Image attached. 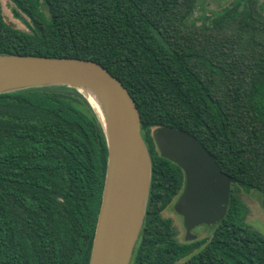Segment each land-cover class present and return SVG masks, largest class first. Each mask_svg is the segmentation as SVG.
<instances>
[{
	"label": "trees",
	"instance_id": "1",
	"mask_svg": "<svg viewBox=\"0 0 264 264\" xmlns=\"http://www.w3.org/2000/svg\"><path fill=\"white\" fill-rule=\"evenodd\" d=\"M31 31L6 21L0 53L101 63L128 88L152 155L144 224L130 264H264V234L246 222L240 189L264 196V11L237 0L203 24L198 0H11ZM154 26L170 45L167 48ZM185 130L233 178L210 237L180 241L163 211L185 172L155 131ZM108 145L82 93L48 86L0 93V264H89Z\"/></svg>",
	"mask_w": 264,
	"mask_h": 264
},
{
	"label": "water",
	"instance_id": "2",
	"mask_svg": "<svg viewBox=\"0 0 264 264\" xmlns=\"http://www.w3.org/2000/svg\"><path fill=\"white\" fill-rule=\"evenodd\" d=\"M152 28L170 49L162 34ZM48 86H67L82 93L107 140V169L89 264H130L152 184V155L142 134L136 101L125 84L97 61L0 53V93ZM154 140L161 156L185 172V187L175 210L183 216L186 239L194 240L196 226L214 227L224 218L233 178L185 130L163 126L155 131Z\"/></svg>",
	"mask_w": 264,
	"mask_h": 264
},
{
	"label": "rangeland",
	"instance_id": "3",
	"mask_svg": "<svg viewBox=\"0 0 264 264\" xmlns=\"http://www.w3.org/2000/svg\"><path fill=\"white\" fill-rule=\"evenodd\" d=\"M41 1V7H46V3L43 0ZM235 1L237 0H198L194 12L189 17V22H193L198 25L207 23L216 12H219L224 7L231 5V3ZM257 1L261 9L264 11V0ZM1 4L3 7L4 17L7 22L22 30L31 31L32 23L30 18L19 10L11 0H1ZM239 194L246 204V222L264 234L263 194L256 189L246 191L242 188L240 189ZM173 204L174 203L163 211V215L165 217H170L173 220V223L178 231L179 240L186 241V229L184 226L183 216L175 210ZM192 232L197 235V238L210 237L213 232V228L202 223L196 226Z\"/></svg>",
	"mask_w": 264,
	"mask_h": 264
},
{
	"label": "flooded vegetation",
	"instance_id": "4",
	"mask_svg": "<svg viewBox=\"0 0 264 264\" xmlns=\"http://www.w3.org/2000/svg\"><path fill=\"white\" fill-rule=\"evenodd\" d=\"M182 191H183V190H182ZM181 193H182V192H181ZM181 193H180V194H181ZM179 196H180V195H179ZM179 196H178V198H179ZM178 198H177V199H178ZM177 199L175 200V202H173V203H174V204H173V205H174V208H175V203H176ZM169 218H170V217H169ZM185 229H186V228H185ZM192 231H193V230H192ZM177 237H178V234H177ZM178 239H179V238H178ZM185 239H186V235H185ZM186 240H187V239H186Z\"/></svg>",
	"mask_w": 264,
	"mask_h": 264
},
{
	"label": "bare ground",
	"instance_id": "5",
	"mask_svg": "<svg viewBox=\"0 0 264 264\" xmlns=\"http://www.w3.org/2000/svg\"><path fill=\"white\" fill-rule=\"evenodd\" d=\"M93 100V99H92ZM94 101V100H93ZM96 107L98 108L97 104H96Z\"/></svg>",
	"mask_w": 264,
	"mask_h": 264
}]
</instances>
